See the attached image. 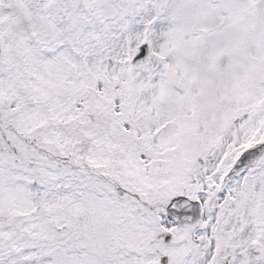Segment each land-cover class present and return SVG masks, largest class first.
I'll list each match as a JSON object with an SVG mask.
<instances>
[{"label":"snow or ice","instance_id":"snow-or-ice-1","mask_svg":"<svg viewBox=\"0 0 264 264\" xmlns=\"http://www.w3.org/2000/svg\"><path fill=\"white\" fill-rule=\"evenodd\" d=\"M0 264H264V0H0Z\"/></svg>","mask_w":264,"mask_h":264}]
</instances>
